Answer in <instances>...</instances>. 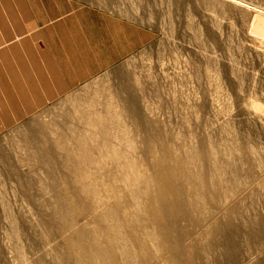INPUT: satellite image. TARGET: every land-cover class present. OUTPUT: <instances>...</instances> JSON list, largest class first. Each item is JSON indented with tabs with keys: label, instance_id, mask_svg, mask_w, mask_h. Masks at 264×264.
<instances>
[{
	"label": "rangeland",
	"instance_id": "rangeland-1",
	"mask_svg": "<svg viewBox=\"0 0 264 264\" xmlns=\"http://www.w3.org/2000/svg\"><path fill=\"white\" fill-rule=\"evenodd\" d=\"M74 1L81 9L107 17L108 21L97 16V26L91 27L96 60L105 57L102 67L89 78L79 80L25 122L1 131L0 204L3 198L15 229L21 225L18 217L33 226L38 203L52 200L55 194L50 186L44 187L42 196L35 194L34 179L46 181L48 170L36 157L42 153L59 156V146L53 142L70 137L71 131L90 141L97 132L80 123L78 115L92 122L101 116L105 122L110 108L118 115L110 145L124 157L114 159L105 150L106 141L97 136V145L91 146L99 150L93 151L97 159L91 163L92 170L115 173L130 170L132 162L141 166L138 170H155L143 163L147 138L142 133V114L149 122L155 121L149 133L168 136L166 144L172 154L183 161L190 159L191 170L216 161L218 168L241 165L238 189L221 201L235 215L231 222L220 223L221 234L213 241L216 246L209 247L205 261L264 264V0ZM126 78L134 90L123 86ZM86 165L82 170H91ZM15 174L24 179L21 185ZM27 182L32 184L25 195L22 185ZM1 211L0 264H19L14 243L6 237L8 219ZM184 242L192 245L190 240ZM43 249L42 253L30 251L27 264L44 255L48 246Z\"/></svg>",
	"mask_w": 264,
	"mask_h": 264
},
{
	"label": "bare ground",
	"instance_id": "bare-ground-1",
	"mask_svg": "<svg viewBox=\"0 0 264 264\" xmlns=\"http://www.w3.org/2000/svg\"><path fill=\"white\" fill-rule=\"evenodd\" d=\"M128 79L123 86L134 90L127 84ZM106 112L105 122L101 116L93 117L96 120L92 122L87 116L78 115L80 123L97 132L94 137L90 136V141L71 131L70 137L53 142L59 146V156L37 155L39 163L48 170L46 181L34 179L38 184L35 194L42 196L45 186L54 189L55 194L52 200L35 205L38 217L33 226L18 217L21 225L15 229L14 218L1 197L0 209L9 223L6 237L14 243L17 262L27 264L30 251L41 250L42 253L48 246L44 255L29 264H207L209 247L216 246L213 241L221 234L220 223L231 222L235 215L232 217L233 210L225 208L221 201L228 197L229 191L238 189L235 184L242 172L241 165L240 168H231L229 164L218 168L216 161L209 162L206 168L199 165L191 170L190 159L183 161L172 154L166 144L168 136L164 139L149 133V129L156 126L155 121L149 122L142 114L140 119L145 127L142 133L147 138L143 149L147 161L143 163L155 170H138L141 166L135 162L128 165L130 170H115L118 175L110 170H92L94 164L91 163L97 159L93 151L97 152L98 148L93 150L91 146L97 145V136L106 141L105 150L108 149L114 159L124 157L110 145L118 115L110 108ZM127 117L125 119L129 120L130 116ZM70 143L72 148L68 147ZM206 154L202 155L203 161ZM87 163L91 170H82ZM59 173L63 175L60 177ZM54 174L59 177L55 178ZM15 177L21 179V175L15 174ZM28 182L22 185L25 195L32 184ZM26 198L31 201V197ZM147 240L154 242L149 244ZM186 240L192 245L184 244ZM45 255L50 257L49 262Z\"/></svg>",
	"mask_w": 264,
	"mask_h": 264
},
{
	"label": "crops",
	"instance_id": "crops-1",
	"mask_svg": "<svg viewBox=\"0 0 264 264\" xmlns=\"http://www.w3.org/2000/svg\"><path fill=\"white\" fill-rule=\"evenodd\" d=\"M97 16L108 21L74 0H0V134L102 67Z\"/></svg>",
	"mask_w": 264,
	"mask_h": 264
}]
</instances>
